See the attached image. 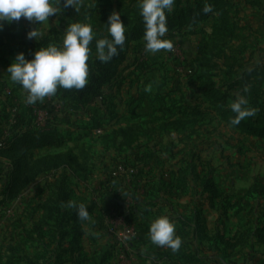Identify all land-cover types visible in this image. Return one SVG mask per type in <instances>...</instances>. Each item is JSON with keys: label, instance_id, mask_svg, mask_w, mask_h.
<instances>
[{"label": "rangeland", "instance_id": "374dc122", "mask_svg": "<svg viewBox=\"0 0 264 264\" xmlns=\"http://www.w3.org/2000/svg\"><path fill=\"white\" fill-rule=\"evenodd\" d=\"M205 4L213 11L205 14ZM77 9L0 29V145L29 126L71 135L59 148L29 154L22 181L44 157L71 152L78 160L40 172L11 198L14 166L0 160V264H264V133L248 119L232 125L219 101L244 95L264 117V0H175L165 34L173 50L155 54L145 51L139 0H79ZM113 11L126 39L105 63L95 43L111 38ZM73 22L95 33L86 87H58L26 103L7 67L19 52L31 59L39 47L62 46ZM33 28L37 39L27 37ZM193 107L203 112L198 123L159 130L169 114ZM70 201L84 204L90 219L80 220ZM161 215L175 222L178 251L149 238Z\"/></svg>", "mask_w": 264, "mask_h": 264}, {"label": "clouds", "instance_id": "9594fccd", "mask_svg": "<svg viewBox=\"0 0 264 264\" xmlns=\"http://www.w3.org/2000/svg\"><path fill=\"white\" fill-rule=\"evenodd\" d=\"M79 0H0V29L4 22L19 21L21 17L36 23L49 22L50 16L56 15L60 9L74 7L77 9ZM175 0H139L143 17L145 51L155 54L161 50L172 51L173 41L165 38L168 31L167 14L173 10ZM212 6L205 4L203 12H212ZM108 33L111 38L104 37L96 40V56L101 62H108L118 51L123 49L125 42V24L120 13L113 11L108 17ZM40 33L33 28L27 33L29 39ZM95 33L87 22H73L67 26L62 46L49 43L35 50L31 59L23 52L16 54L7 67L10 79L19 83L28 95L26 103L42 102L46 96L56 93L58 87L64 89L82 90L88 83L90 54L89 45L94 40ZM145 91H151L148 87ZM244 92L248 89L245 87ZM244 95H238L230 108L235 116L230 120L232 125H239L247 117L254 116L256 109L248 106ZM68 207L77 208V216L82 221L90 219L84 204L68 203ZM151 242L160 247L178 251L182 245L181 238L176 235L175 222L167 215L157 217L149 227Z\"/></svg>", "mask_w": 264, "mask_h": 264}, {"label": "trees", "instance_id": "16d2710c", "mask_svg": "<svg viewBox=\"0 0 264 264\" xmlns=\"http://www.w3.org/2000/svg\"><path fill=\"white\" fill-rule=\"evenodd\" d=\"M94 83L95 79H92L89 87L92 88ZM73 89L76 91L78 90L75 88ZM236 98L237 97L231 96L230 94H223L220 96L221 100L219 101L223 105L221 107V112L223 115L230 116L231 118L235 116V113L231 111L230 105L228 104L230 99L234 101ZM252 103L253 104L249 102L248 106L256 109V113L254 116L247 117L245 119H248L247 122L252 121L255 124L259 123L260 129L264 133V117H261L258 114L257 107H259V105L257 102ZM163 109L165 111H169L168 107H164ZM199 109L200 108L198 107H193L191 112L182 117H175V115L171 113L165 120L162 121L158 128L162 132H170L172 130L178 131L184 129L191 124H196L198 123V115L203 113L202 110ZM245 119L242 120L241 123H243ZM29 123L31 125V122ZM31 127L32 126H29L25 130H16L12 132L11 135L4 141V143L0 145V160L9 161L14 166L9 175L10 182L6 192L10 198L19 194V192L25 188L29 182L40 172L51 171L65 166L74 167V165L78 162L77 157L71 152L44 157L38 162V164H36L34 176L32 178H26V180L22 181L21 178L25 176L27 170L28 172L30 171L27 161V156L29 154L41 148H59L67 140L72 138L70 134L66 137L59 132L56 126H49V124H46L39 130H34ZM122 134L125 135L126 133L123 132ZM134 135L135 134L132 133V138H136ZM132 138H128V140H124L122 143H131ZM138 169L139 168L137 167V170Z\"/></svg>", "mask_w": 264, "mask_h": 264}]
</instances>
